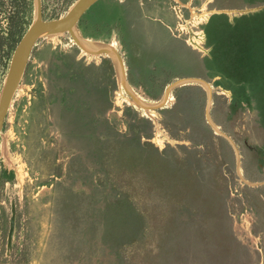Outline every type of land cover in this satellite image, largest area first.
I'll use <instances>...</instances> for the list:
<instances>
[{"label":"rangeland","instance_id":"obj_1","mask_svg":"<svg viewBox=\"0 0 264 264\" xmlns=\"http://www.w3.org/2000/svg\"><path fill=\"white\" fill-rule=\"evenodd\" d=\"M77 1L40 0L42 19ZM4 3L0 93L16 47ZM23 4L14 41L35 19ZM76 27L119 50L144 101L206 80L227 137L203 85L148 112L110 56L37 40L0 133V264H264V0H99Z\"/></svg>","mask_w":264,"mask_h":264},{"label":"water","instance_id":"obj_2","mask_svg":"<svg viewBox=\"0 0 264 264\" xmlns=\"http://www.w3.org/2000/svg\"><path fill=\"white\" fill-rule=\"evenodd\" d=\"M98 1L99 0H78L69 9L64 17H61L58 20L54 21H44L42 19L40 11V0H35V19L13 51L8 73L0 93V133L3 129L7 113L13 101V97L16 93L18 84L25 71L27 62L30 57L31 49L35 42L45 37H54L68 33L74 44H76L82 50L94 55L110 56L116 63L120 83L124 91L129 96L130 100L136 106L148 112L163 109L168 104L172 92L179 87L185 86L190 83H198L203 85L208 91L206 111L207 120L214 131H216L220 135H223L224 137H227L217 128V126L211 119L210 109L212 105V88L206 80L197 77H185L177 79L166 87L162 98L158 102L151 103L144 101L131 89L128 83L125 61L119 50H117L111 44L94 43L91 41H87L81 37L76 27L77 22L86 13V11ZM16 215V203L13 200L11 202V218L7 240L8 251L12 249L13 245V239L16 229Z\"/></svg>","mask_w":264,"mask_h":264},{"label":"trees","instance_id":"obj_3","mask_svg":"<svg viewBox=\"0 0 264 264\" xmlns=\"http://www.w3.org/2000/svg\"><path fill=\"white\" fill-rule=\"evenodd\" d=\"M3 1L5 2V0H3ZM3 1H0V6H1L0 9H2L3 6H5V3ZM12 1H14L15 3H14V11H12V14L10 15V18H9L11 20V30H10L11 32L7 38H5V39L2 38L7 42L6 45H8V46L10 45L11 47H13V45L17 46L18 42L21 39L18 37V41H14V37H16V36H14V32L16 31L15 25L17 24V21H19V19L21 21V19L24 17V14H25L24 13V7H23V5H24L23 1L24 0H12ZM22 24H23V21H22ZM13 25H14V27H13ZM13 28H14V30H13ZM3 45H4V43L1 42L0 47Z\"/></svg>","mask_w":264,"mask_h":264},{"label":"bare ground","instance_id":"obj_4","mask_svg":"<svg viewBox=\"0 0 264 264\" xmlns=\"http://www.w3.org/2000/svg\"><path fill=\"white\" fill-rule=\"evenodd\" d=\"M113 46V45H112ZM87 52V51H86Z\"/></svg>","mask_w":264,"mask_h":264}]
</instances>
